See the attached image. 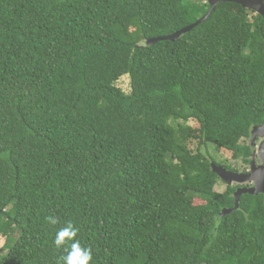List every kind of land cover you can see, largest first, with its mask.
Listing matches in <instances>:
<instances>
[{
	"label": "trees",
	"instance_id": "16d2710c",
	"mask_svg": "<svg viewBox=\"0 0 264 264\" xmlns=\"http://www.w3.org/2000/svg\"><path fill=\"white\" fill-rule=\"evenodd\" d=\"M208 8L0 0V235L18 231L0 264H62L69 224L90 264H264V193L234 208L204 151L250 162L264 18L221 2L146 42Z\"/></svg>",
	"mask_w": 264,
	"mask_h": 264
},
{
	"label": "water",
	"instance_id": "95a60500",
	"mask_svg": "<svg viewBox=\"0 0 264 264\" xmlns=\"http://www.w3.org/2000/svg\"><path fill=\"white\" fill-rule=\"evenodd\" d=\"M205 1L209 4V8L207 12L196 22L176 31L173 34L162 36V37H157V38L147 39L146 42L148 44H151L157 40H172L173 41L177 39L180 35L188 32L193 27L197 26L199 23L204 21L211 14L215 6L221 2H233V3L239 4L242 7L249 8V9L256 11L264 18V0H205ZM263 110H264V104H263ZM258 132L259 133L262 132V134L264 133V120L260 126L253 128V130L251 131V138H254L255 134ZM260 155L262 157L263 165L259 167H255V165H253V168L249 174L230 172V171H227L223 166L212 163L213 171H215L218 174V176L222 180L226 181L227 183L231 184L233 180H237L240 182L247 181V180H254L255 185L253 187L241 188L237 190L235 197H234V201H235L234 208L238 206V200L242 193H249L251 195H257L258 193H264V141L262 142L261 147H260ZM230 211L231 210L223 209L222 214H226Z\"/></svg>",
	"mask_w": 264,
	"mask_h": 264
},
{
	"label": "rangeland",
	"instance_id": "374dc122",
	"mask_svg": "<svg viewBox=\"0 0 264 264\" xmlns=\"http://www.w3.org/2000/svg\"><path fill=\"white\" fill-rule=\"evenodd\" d=\"M117 86L120 87L121 89H123L125 92H129L130 90V85H129V78L127 75L122 76L118 81H117ZM189 123L191 125H195L194 121H189ZM263 135L256 133L255 137H254V144H253V149H254V153H255V161L256 162H260L259 158L257 156V152H258V147H259V143L260 140L263 138ZM251 141V140H250ZM253 141V140H252ZM193 147L195 145H192ZM207 150L210 154L211 157L216 158V160L219 163H222V165H224L225 167H230V166H234V167H240L241 169L247 168V165H245L241 160H234L231 157V154L226 152V151H222L219 148H217L216 146H214L212 143H208L207 144V149H204V151ZM224 181V180H223ZM226 182V181H224ZM222 182L221 180L218 181V183L215 186V190L218 191H222L224 189L225 183ZM235 184V183H233ZM195 203H201L200 200L195 199ZM18 236V231L13 232L9 237H3L2 235H0V250H4V252L7 250L8 247H10L13 243L14 240L16 239V237Z\"/></svg>",
	"mask_w": 264,
	"mask_h": 264
},
{
	"label": "clouds",
	"instance_id": "9594fccd",
	"mask_svg": "<svg viewBox=\"0 0 264 264\" xmlns=\"http://www.w3.org/2000/svg\"><path fill=\"white\" fill-rule=\"evenodd\" d=\"M51 224L57 221L52 217H48ZM77 230L71 224L59 229L54 238V245L57 248L64 247L69 242L70 246L65 247L67 255L62 257V264H90L92 261V251L90 248L82 247L79 240H76Z\"/></svg>",
	"mask_w": 264,
	"mask_h": 264
},
{
	"label": "flooded vegetation",
	"instance_id": "af4514ba",
	"mask_svg": "<svg viewBox=\"0 0 264 264\" xmlns=\"http://www.w3.org/2000/svg\"><path fill=\"white\" fill-rule=\"evenodd\" d=\"M260 133H261V135H263L262 136L263 138L260 140L259 147H258V152H257V156H258L260 162H256L255 161V153H254L255 151H254V149L252 147L253 144H254V138H250L252 152H251V155L249 157L250 158V162L247 164V168L246 169H244V168L241 169L240 167H234V166H230V167L227 166V167H225L222 164H221V166H223L227 171H230V172L242 173V174H249L251 172L252 168H253V165H255V167H259V166L263 165L262 157L260 155V147H261L262 142L264 141V133L263 134H262V132H260ZM260 133L258 132V134H260ZM224 183H225V186H224V189L223 190H225V188H226L227 185L235 186L236 189L233 192V195L234 196H235V194H236V192H237L238 189H241V188H250V187H253L255 185L254 180H247V181H242V182L237 181V180H233L231 182V184L230 183H227V182H224ZM233 183H235V184H233ZM242 194H244V193H242Z\"/></svg>",
	"mask_w": 264,
	"mask_h": 264
}]
</instances>
